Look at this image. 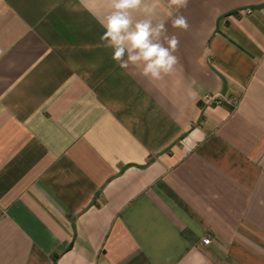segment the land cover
<instances>
[{
    "label": "crops",
    "instance_id": "crops-1",
    "mask_svg": "<svg viewBox=\"0 0 264 264\" xmlns=\"http://www.w3.org/2000/svg\"><path fill=\"white\" fill-rule=\"evenodd\" d=\"M109 10L0 0V264H264V0H189L159 81Z\"/></svg>",
    "mask_w": 264,
    "mask_h": 264
},
{
    "label": "clouds",
    "instance_id": "clouds-1",
    "mask_svg": "<svg viewBox=\"0 0 264 264\" xmlns=\"http://www.w3.org/2000/svg\"><path fill=\"white\" fill-rule=\"evenodd\" d=\"M165 0H110V10L99 20L104 29L100 41L111 49V58L120 68L140 70L149 80L159 81L170 75L178 57L174 54L180 43L168 34L174 29L187 30L188 18L182 13L189 0H166L168 20H156L157 10ZM142 16L137 17L135 13Z\"/></svg>",
    "mask_w": 264,
    "mask_h": 264
},
{
    "label": "built area",
    "instance_id": "built-area-1",
    "mask_svg": "<svg viewBox=\"0 0 264 264\" xmlns=\"http://www.w3.org/2000/svg\"><path fill=\"white\" fill-rule=\"evenodd\" d=\"M237 103V101L235 102V104ZM211 242V238L210 237H207L204 239V243H210Z\"/></svg>",
    "mask_w": 264,
    "mask_h": 264
}]
</instances>
